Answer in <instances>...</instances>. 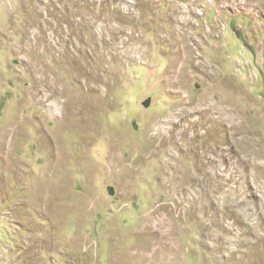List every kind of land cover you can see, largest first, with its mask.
I'll use <instances>...</instances> for the list:
<instances>
[{
  "label": "rangeland",
  "instance_id": "1",
  "mask_svg": "<svg viewBox=\"0 0 264 264\" xmlns=\"http://www.w3.org/2000/svg\"><path fill=\"white\" fill-rule=\"evenodd\" d=\"M0 264H264V0H0Z\"/></svg>",
  "mask_w": 264,
  "mask_h": 264
},
{
  "label": "water",
  "instance_id": "2",
  "mask_svg": "<svg viewBox=\"0 0 264 264\" xmlns=\"http://www.w3.org/2000/svg\"><path fill=\"white\" fill-rule=\"evenodd\" d=\"M150 105V99H146V101L143 102L144 107H148Z\"/></svg>",
  "mask_w": 264,
  "mask_h": 264
},
{
  "label": "bare ground",
  "instance_id": "3",
  "mask_svg": "<svg viewBox=\"0 0 264 264\" xmlns=\"http://www.w3.org/2000/svg\"><path fill=\"white\" fill-rule=\"evenodd\" d=\"M244 136V135H243Z\"/></svg>",
  "mask_w": 264,
  "mask_h": 264
}]
</instances>
